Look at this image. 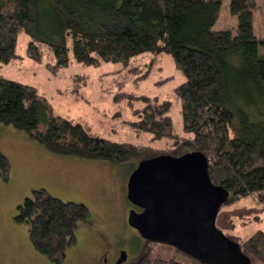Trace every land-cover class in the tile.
<instances>
[{
	"label": "trees",
	"instance_id": "obj_1",
	"mask_svg": "<svg viewBox=\"0 0 264 264\" xmlns=\"http://www.w3.org/2000/svg\"><path fill=\"white\" fill-rule=\"evenodd\" d=\"M221 7L222 0H0V63L17 56L21 31L31 38L34 59L41 60L40 40L53 48L60 66L70 62V50L75 61L89 65H128L147 52L170 53L186 77L176 92L187 135L174 131L170 100L142 96L147 103L133 109L141 116L133 129L170 142L157 148L104 138L87 124L56 115L36 87L5 76H0V125L21 130L56 153L113 164L200 150L212 181L229 189L227 202L253 195L264 203V0H232L237 31L214 29ZM252 10L259 13L255 30ZM10 172V160L0 151V175L9 179ZM89 211L84 202L62 200L40 187L18 205L15 218L28 223L36 249L62 262ZM228 236L251 258L264 256V230L243 241ZM190 257L189 263L169 258L166 264H209ZM133 264L156 262L147 251Z\"/></svg>",
	"mask_w": 264,
	"mask_h": 264
},
{
	"label": "rangeland",
	"instance_id": "obj_2",
	"mask_svg": "<svg viewBox=\"0 0 264 264\" xmlns=\"http://www.w3.org/2000/svg\"><path fill=\"white\" fill-rule=\"evenodd\" d=\"M231 3L222 0L214 29H239L240 20L230 12ZM251 13L250 25L255 30L259 13ZM30 39L24 31L19 33L17 56L0 63V76L36 87L56 115L87 124L104 138L163 148L169 139H153L151 133H137L131 125L141 119L133 109H142L147 103L142 96H146L170 100L168 114L174 131L187 135L176 92L186 77L170 53L147 52L132 57L128 65L112 61L89 65L75 61L70 50V62L60 66L53 48L40 40L36 42L41 60L34 59L29 54ZM260 50L264 52V47ZM145 71L148 75L141 77ZM0 151L11 164L10 178L0 175V264H117L114 256L121 249L127 251V259L121 264H133L147 251L156 264H166L169 258L191 261L188 254L170 244L146 241L127 223L126 212L131 206L127 185L137 159L113 164L56 153L25 132L4 124L0 125ZM40 187L62 200L84 202L90 210L86 221L79 222L76 241L67 248L62 262L36 249L28 223L15 218L18 205ZM216 223L225 234L243 241L257 230H264V203L253 195L226 202ZM108 246L109 253L105 249ZM252 259L251 264H264L263 255Z\"/></svg>",
	"mask_w": 264,
	"mask_h": 264
},
{
	"label": "water",
	"instance_id": "obj_3",
	"mask_svg": "<svg viewBox=\"0 0 264 264\" xmlns=\"http://www.w3.org/2000/svg\"><path fill=\"white\" fill-rule=\"evenodd\" d=\"M128 224L153 242L170 244L209 264H251L238 241L216 223L229 189L212 181L200 150L160 154L140 160L128 180ZM124 254L118 263L126 260Z\"/></svg>",
	"mask_w": 264,
	"mask_h": 264
},
{
	"label": "flooded vegetation",
	"instance_id": "obj_4",
	"mask_svg": "<svg viewBox=\"0 0 264 264\" xmlns=\"http://www.w3.org/2000/svg\"><path fill=\"white\" fill-rule=\"evenodd\" d=\"M131 203V202H130ZM130 210H136V211H140L141 209L138 207V206H136L135 204H133V203H131V206L127 209V212H126V216H127V220H128V214H129V212H130ZM128 223V222H127ZM110 246H108V247H106L105 249H107L108 251H106V252H108L109 253V251H110V248H109ZM112 248V247H111ZM126 252V255H127V251H125ZM124 254V251L121 249V250H118L117 251V255L116 256H114V260H115V262L117 263V264H121V263H123V262H121V263H118V261L120 260V258L122 257V255ZM127 259V258H126Z\"/></svg>",
	"mask_w": 264,
	"mask_h": 264
}]
</instances>
